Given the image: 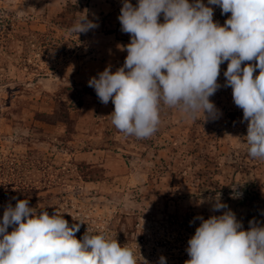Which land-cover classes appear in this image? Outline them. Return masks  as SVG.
<instances>
[{"label": "rangeland", "instance_id": "1", "mask_svg": "<svg viewBox=\"0 0 264 264\" xmlns=\"http://www.w3.org/2000/svg\"><path fill=\"white\" fill-rule=\"evenodd\" d=\"M203 3L220 25L230 18ZM121 7L122 0H0V219L8 202L28 199L38 211L63 213L69 226L82 220L77 239L88 228L126 244L138 264L160 256L184 264L201 223L189 222L224 211L212 212L207 198L220 195L249 225L255 198H264V160L248 155L247 121L230 87L210 97L222 113L215 121L162 106L150 138L112 125L114 105H103L88 81L124 63L118 45L130 36L121 31ZM85 9L99 27L78 37L68 29ZM220 69L224 85L227 62ZM233 188L241 198H231Z\"/></svg>", "mask_w": 264, "mask_h": 264}, {"label": "clouds", "instance_id": "2", "mask_svg": "<svg viewBox=\"0 0 264 264\" xmlns=\"http://www.w3.org/2000/svg\"><path fill=\"white\" fill-rule=\"evenodd\" d=\"M208 5L230 18L220 25L203 0H138L135 6L122 0L118 20L130 36L128 44L118 45L127 52L124 63L115 72L106 66L88 86L103 105H114L112 125L137 139L158 131L162 106L185 119L196 120L201 113L204 122L219 119L222 113L210 97L230 87L243 112L241 122L247 121L248 155L264 160V0H208ZM98 27L85 9L68 31L79 37ZM242 195L233 188L231 198ZM205 202L200 199L196 206ZM207 202L212 212L224 211L189 222L201 221L188 240L184 264H264V225L253 218L245 230L220 195ZM82 224L69 226L63 213L38 211L28 199H17L14 207L8 202L0 219V264H138L133 250L116 238L87 228L77 239ZM158 264H167L166 258L160 256Z\"/></svg>", "mask_w": 264, "mask_h": 264}, {"label": "trees", "instance_id": "3", "mask_svg": "<svg viewBox=\"0 0 264 264\" xmlns=\"http://www.w3.org/2000/svg\"><path fill=\"white\" fill-rule=\"evenodd\" d=\"M256 202H254V218L264 225V198H255ZM249 228V225L245 227V230Z\"/></svg>", "mask_w": 264, "mask_h": 264}]
</instances>
